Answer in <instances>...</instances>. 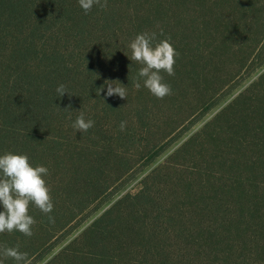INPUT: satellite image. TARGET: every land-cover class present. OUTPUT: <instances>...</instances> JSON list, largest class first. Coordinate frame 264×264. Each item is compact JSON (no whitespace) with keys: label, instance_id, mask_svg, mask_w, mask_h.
<instances>
[{"label":"trees","instance_id":"trees-1","mask_svg":"<svg viewBox=\"0 0 264 264\" xmlns=\"http://www.w3.org/2000/svg\"><path fill=\"white\" fill-rule=\"evenodd\" d=\"M247 27L264 30V0H107L88 14L78 0H0V155L48 169L55 221L31 204L33 236L0 234V249L42 260L155 161L171 142L155 137L169 103ZM143 33L178 53L162 100L134 87L129 45ZM105 81L127 99L107 97ZM81 113L94 121L84 133ZM45 264H264V73Z\"/></svg>","mask_w":264,"mask_h":264},{"label":"rangeland","instance_id":"rangeland-1","mask_svg":"<svg viewBox=\"0 0 264 264\" xmlns=\"http://www.w3.org/2000/svg\"><path fill=\"white\" fill-rule=\"evenodd\" d=\"M195 9L189 10L191 15H196ZM263 22V21H261ZM250 29L247 27L244 34L230 41L224 57L209 59V68L205 74L199 77L197 84L191 85L190 89L183 90L175 104H170L165 118L159 122V133L156 138L160 144L171 142L166 149L149 164H138L135 173L127 177L128 182L124 188L112 196L108 202L92 212L91 216L76 224L71 232L61 239L42 260H32V264H45L56 255L64 246L78 236L95 218L103 213L121 195L130 191L135 192L141 186L142 179L154 168L167 160L183 143L196 134L208 121L212 120L217 113L228 105L237 95L243 92L264 73V45L257 41L263 38L264 30ZM253 33V34H252ZM209 71L210 74H209ZM183 95V96H182ZM175 105V107H173ZM212 105L208 111L206 106ZM156 131V129H155ZM181 161L173 159L170 165H177ZM76 223V222H75ZM73 223V225L75 224Z\"/></svg>","mask_w":264,"mask_h":264},{"label":"clouds","instance_id":"clouds-1","mask_svg":"<svg viewBox=\"0 0 264 264\" xmlns=\"http://www.w3.org/2000/svg\"><path fill=\"white\" fill-rule=\"evenodd\" d=\"M79 6L85 14L91 12L94 5L101 9L107 7V0H78ZM155 34L143 33L137 35L130 43L131 61L139 63L142 67L138 72V79L134 87L141 88L140 79H143V86L147 88L157 99H164L172 95L170 85L163 82L162 72L168 76H174V65L178 53L168 40L160 41L153 45ZM129 59V58H128ZM107 97L118 96L120 99H127L126 87L118 81H105ZM99 95L104 88L97 89ZM58 95L63 97L68 94L63 84L56 89ZM69 97L72 95L68 94ZM70 108V106H69ZM72 127L79 133L89 131L94 127V121L85 120L81 113ZM126 127L121 123L120 129ZM48 175V169L44 166L32 167L27 155L7 153L0 155V205L4 211H0V234H11L18 231L25 237H32V228L36 221L29 215V207L34 204L43 214L48 216L49 222L54 223V218L49 215L53 212L54 204L50 195V188L47 186L44 176ZM0 264L7 258L14 259L16 264H32L27 253H22L17 248L0 249Z\"/></svg>","mask_w":264,"mask_h":264}]
</instances>
